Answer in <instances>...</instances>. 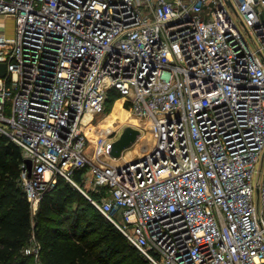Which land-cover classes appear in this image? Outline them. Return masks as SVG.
I'll return each mask as SVG.
<instances>
[{"label":"built area","instance_id":"built-area-1","mask_svg":"<svg viewBox=\"0 0 264 264\" xmlns=\"http://www.w3.org/2000/svg\"><path fill=\"white\" fill-rule=\"evenodd\" d=\"M0 18V137L32 215L63 178L147 264H264V0H0ZM110 91L127 119L101 132Z\"/></svg>","mask_w":264,"mask_h":264},{"label":"trees","instance_id":"trees-1","mask_svg":"<svg viewBox=\"0 0 264 264\" xmlns=\"http://www.w3.org/2000/svg\"><path fill=\"white\" fill-rule=\"evenodd\" d=\"M109 94L119 97L114 91ZM21 163L20 149L0 137V264H37L33 256L23 253L31 232L41 245V264H147L63 178L44 192L33 223L19 184Z\"/></svg>","mask_w":264,"mask_h":264},{"label":"rangeland","instance_id":"rangeland-1","mask_svg":"<svg viewBox=\"0 0 264 264\" xmlns=\"http://www.w3.org/2000/svg\"><path fill=\"white\" fill-rule=\"evenodd\" d=\"M0 21L1 22L2 21L5 22L7 33H9L11 31V27H12L11 19L10 18H0ZM118 102H120V101H118V98L116 99V97H114V95H111V94L108 95V101L106 103V113H105V115L103 117L102 124H101V127H100L101 128L100 129L101 132H107L108 129L116 128V127L120 126V124L122 123V119L116 118L113 115V114H115V115L117 114L116 103H118ZM93 213H96V212L93 211ZM32 217H33L32 221L34 223L35 215H32ZM33 236L34 235L31 232V235H30L29 240H28V242L26 244V247H30L31 246V241H32ZM25 255H31V254H25ZM31 256L34 257L33 261H35L37 264H41L39 257L36 258L34 255H31Z\"/></svg>","mask_w":264,"mask_h":264},{"label":"water","instance_id":"water-1","mask_svg":"<svg viewBox=\"0 0 264 264\" xmlns=\"http://www.w3.org/2000/svg\"><path fill=\"white\" fill-rule=\"evenodd\" d=\"M5 65L0 64V76L4 74ZM139 135V131L137 129H133L129 126L124 127L119 138L113 143L111 149V156L114 158H119L123 150L131 147L133 143L136 141ZM25 163L27 164V168L30 171V161L26 160Z\"/></svg>","mask_w":264,"mask_h":264},{"label":"bare ground","instance_id":"bare-ground-1","mask_svg":"<svg viewBox=\"0 0 264 264\" xmlns=\"http://www.w3.org/2000/svg\"><path fill=\"white\" fill-rule=\"evenodd\" d=\"M121 102V101H120ZM120 102H118V103H116V109H117V114L115 115V114H113L115 117H119V118H121L122 119V121L123 120H125V119H127V115H126V113L124 112V111H122L121 109H120ZM136 154H137V151H136V148H130V149H128L127 151H126V154H125V156H124V159L125 160H130V159H132V158H134L135 156H136Z\"/></svg>","mask_w":264,"mask_h":264}]
</instances>
